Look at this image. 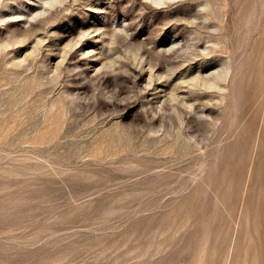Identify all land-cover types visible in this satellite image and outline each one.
I'll return each mask as SVG.
<instances>
[{
	"label": "rangeland",
	"instance_id": "374dc122",
	"mask_svg": "<svg viewBox=\"0 0 264 264\" xmlns=\"http://www.w3.org/2000/svg\"><path fill=\"white\" fill-rule=\"evenodd\" d=\"M0 264H264V0H0Z\"/></svg>",
	"mask_w": 264,
	"mask_h": 264
}]
</instances>
